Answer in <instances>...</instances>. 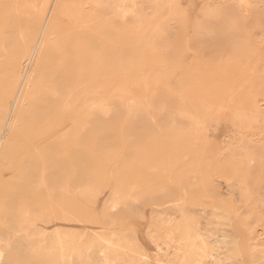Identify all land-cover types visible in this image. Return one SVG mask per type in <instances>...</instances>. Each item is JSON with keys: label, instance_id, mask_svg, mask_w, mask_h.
I'll return each instance as SVG.
<instances>
[{"label": "rangeland", "instance_id": "1", "mask_svg": "<svg viewBox=\"0 0 264 264\" xmlns=\"http://www.w3.org/2000/svg\"><path fill=\"white\" fill-rule=\"evenodd\" d=\"M0 138V264H264V0H0Z\"/></svg>", "mask_w": 264, "mask_h": 264}, {"label": "bare ground", "instance_id": "2", "mask_svg": "<svg viewBox=\"0 0 264 264\" xmlns=\"http://www.w3.org/2000/svg\"><path fill=\"white\" fill-rule=\"evenodd\" d=\"M55 7H56V6H55ZM107 22H109V21H107ZM98 53H99V52H98ZM64 78H65V77H64ZM70 94H71V93H69L68 96L66 97V101H67V102H69V100L71 99V98H70V96H71ZM19 99H20V98H19ZM18 102H19V100H18ZM18 102H17V103H18ZM0 140H1V138H0ZM22 207H23V206H22ZM23 208H25V207H23ZM0 247H1V246H0ZM2 249H3V248H2ZM2 254H3V253H2V250H1V248H0V260H1ZM3 256H5V255H3ZM2 259H3V258H2Z\"/></svg>", "mask_w": 264, "mask_h": 264}]
</instances>
